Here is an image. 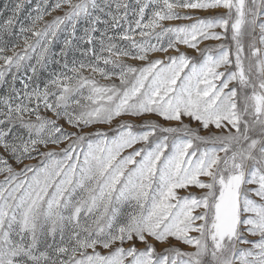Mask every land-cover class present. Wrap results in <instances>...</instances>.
I'll return each mask as SVG.
<instances>
[{
    "label": "snow or ice",
    "instance_id": "6c2138e0",
    "mask_svg": "<svg viewBox=\"0 0 264 264\" xmlns=\"http://www.w3.org/2000/svg\"><path fill=\"white\" fill-rule=\"evenodd\" d=\"M0 264H264V0H2Z\"/></svg>",
    "mask_w": 264,
    "mask_h": 264
},
{
    "label": "rangeland",
    "instance_id": "374dc122",
    "mask_svg": "<svg viewBox=\"0 0 264 264\" xmlns=\"http://www.w3.org/2000/svg\"><path fill=\"white\" fill-rule=\"evenodd\" d=\"M0 2H2V0H0ZM203 14V13H202Z\"/></svg>",
    "mask_w": 264,
    "mask_h": 264
}]
</instances>
